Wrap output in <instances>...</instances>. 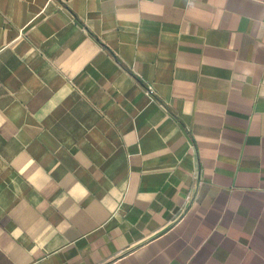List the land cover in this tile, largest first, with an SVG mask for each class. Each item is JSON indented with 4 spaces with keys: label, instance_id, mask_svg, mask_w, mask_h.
Masks as SVG:
<instances>
[{
    "label": "crops",
    "instance_id": "1",
    "mask_svg": "<svg viewBox=\"0 0 264 264\" xmlns=\"http://www.w3.org/2000/svg\"><path fill=\"white\" fill-rule=\"evenodd\" d=\"M0 264H264V0H0Z\"/></svg>",
    "mask_w": 264,
    "mask_h": 264
},
{
    "label": "built area",
    "instance_id": "2",
    "mask_svg": "<svg viewBox=\"0 0 264 264\" xmlns=\"http://www.w3.org/2000/svg\"><path fill=\"white\" fill-rule=\"evenodd\" d=\"M150 92H151V87L148 88V93H149V95H150Z\"/></svg>",
    "mask_w": 264,
    "mask_h": 264
}]
</instances>
